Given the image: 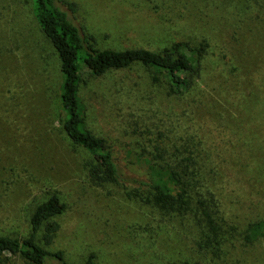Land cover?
<instances>
[{"label":"rangeland","instance_id":"obj_1","mask_svg":"<svg viewBox=\"0 0 264 264\" xmlns=\"http://www.w3.org/2000/svg\"><path fill=\"white\" fill-rule=\"evenodd\" d=\"M71 1L70 19L102 48L156 51L178 43L195 58L198 44L205 45L201 102L174 111L187 109L185 134L209 153L210 162L197 163L203 199H214L206 211L218 229L213 249L199 247L206 227L200 234L190 217L180 220L128 197L66 138L58 60L29 0H0V235L24 237L36 204L54 193L65 205L51 218L58 228L49 244L42 228L36 241L60 250L67 264H81L90 252L93 264H264V0ZM143 76L138 66L84 74L78 91L85 123L110 145L126 188L145 176L149 160L141 148H169L185 137L150 117L164 106L149 99ZM0 264L29 263L5 255Z\"/></svg>","mask_w":264,"mask_h":264},{"label":"trees","instance_id":"obj_2","mask_svg":"<svg viewBox=\"0 0 264 264\" xmlns=\"http://www.w3.org/2000/svg\"><path fill=\"white\" fill-rule=\"evenodd\" d=\"M29 6L35 23L58 60V94L62 111L60 128L66 138L94 157L102 168L101 178L120 184L128 197L135 198L156 211L175 215L180 220L190 217L200 234L203 226L206 227L208 234L199 247L204 250L213 249L212 234L218 229L206 211H210L214 199L213 195L209 196L208 202L203 199L204 177L197 163L199 157L209 160V153L201 154L197 149L200 142L194 140L190 133L185 134L187 131L181 126V120L187 115V109L183 108L180 113L174 111L177 106L183 107L184 103L189 107L191 104L195 106L199 96H203L197 79L201 75L200 59L205 45L198 44L195 58L179 49L178 43L156 51L140 47L102 48L88 31L76 26L70 19L67 12L73 13L76 10L73 1L29 0ZM133 66L144 71V84L147 86L145 93L152 103L159 100L163 102L161 105L164 109H158L155 113L150 110V117L160 120L163 127L168 128L164 131L183 130L185 137L177 136L169 148L157 144L141 148L149 160L145 176L143 179H131L135 185L126 188L110 145L105 138L94 134L85 123L78 91L84 74L99 76L109 70ZM210 78L213 81V75ZM155 130L160 134L163 132L156 127ZM209 184L210 182L206 185ZM64 208L65 205L54 193L36 204L29 216V230L24 237L0 235V260L5 255H18L29 264H45L48 261L67 264L60 250L48 251L36 241L37 233L42 228V242H51L58 228L51 218L61 214ZM93 258L94 255L90 252L81 264H93ZM177 264L200 263L183 261Z\"/></svg>","mask_w":264,"mask_h":264}]
</instances>
